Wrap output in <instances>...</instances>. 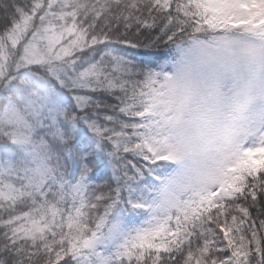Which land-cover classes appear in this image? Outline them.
Here are the masks:
<instances>
[{
  "label": "snow or ice",
  "instance_id": "1",
  "mask_svg": "<svg viewBox=\"0 0 264 264\" xmlns=\"http://www.w3.org/2000/svg\"><path fill=\"white\" fill-rule=\"evenodd\" d=\"M0 264H264V0H0Z\"/></svg>",
  "mask_w": 264,
  "mask_h": 264
},
{
  "label": "trees",
  "instance_id": "2",
  "mask_svg": "<svg viewBox=\"0 0 264 264\" xmlns=\"http://www.w3.org/2000/svg\"><path fill=\"white\" fill-rule=\"evenodd\" d=\"M132 51H138V50H130L128 55L130 58H135L137 60H141V59H144L143 55L142 54H139V53H133ZM162 56V54H161Z\"/></svg>",
  "mask_w": 264,
  "mask_h": 264
},
{
  "label": "clouds",
  "instance_id": "3",
  "mask_svg": "<svg viewBox=\"0 0 264 264\" xmlns=\"http://www.w3.org/2000/svg\"><path fill=\"white\" fill-rule=\"evenodd\" d=\"M196 162V159H195V156L193 157V159H192V163L194 164ZM178 167V166H177ZM176 169L175 168H170V169H168L167 171L168 172H173V171H175Z\"/></svg>",
  "mask_w": 264,
  "mask_h": 264
}]
</instances>
